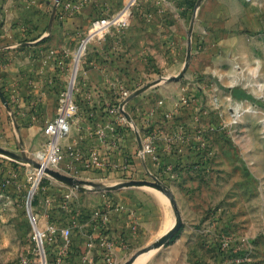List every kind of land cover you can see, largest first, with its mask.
Masks as SVG:
<instances>
[{"label":"rangeland","instance_id":"rangeland-1","mask_svg":"<svg viewBox=\"0 0 264 264\" xmlns=\"http://www.w3.org/2000/svg\"><path fill=\"white\" fill-rule=\"evenodd\" d=\"M128 22L125 31L113 29L129 37L127 53H184L177 76L199 93L183 97L177 107L190 109L188 125L199 139L188 144L193 153L169 173L166 185L122 187L139 181L123 176L113 191L165 194L181 223L177 232L192 241L190 264H236L235 258L239 264H264V0H139ZM87 35L75 50V67L94 53L93 43L107 37ZM10 117L0 98V264H36L33 221L49 253L46 231L71 227L77 204L92 206L90 198L104 190L96 178L62 167L55 171L70 181L43 173L32 191L29 177L39 170L34 164L46 138L22 148ZM48 190L58 193L49 204ZM131 245L146 255L158 242ZM173 246L162 243L154 259Z\"/></svg>","mask_w":264,"mask_h":264},{"label":"crops","instance_id":"crops-1","mask_svg":"<svg viewBox=\"0 0 264 264\" xmlns=\"http://www.w3.org/2000/svg\"><path fill=\"white\" fill-rule=\"evenodd\" d=\"M125 3L0 0L3 103L20 146L30 147L35 138L45 142L43 126L57 114L60 93L72 87L78 114L61 143L83 155L92 152L103 162L100 170H82L78 164L75 168L77 175L96 178L104 192L90 198L92 206L80 209L77 204L70 242L62 252L65 264H105L106 256L113 264L130 259L132 264H190L192 241L181 229L167 239L174 242L172 251L153 257L179 222L165 204V194L113 191L126 177L166 185L169 173L180 170L193 153L188 144L196 145L199 136L191 134L188 125L192 113L177 107L183 97L199 93L177 76L184 53H127L124 43L129 37L112 30L104 41L93 43L94 53L74 65L75 50L90 33L92 21L116 15ZM150 141L154 158L143 151ZM55 194L48 190L46 197L53 201L58 199ZM63 230L51 227L45 233L50 257L60 254ZM134 240L158 245L152 254L134 253Z\"/></svg>","mask_w":264,"mask_h":264},{"label":"built area","instance_id":"built-area-1","mask_svg":"<svg viewBox=\"0 0 264 264\" xmlns=\"http://www.w3.org/2000/svg\"><path fill=\"white\" fill-rule=\"evenodd\" d=\"M138 1L139 0H126L124 7L116 15L95 18L92 21L91 30L87 36L95 37L99 35L101 38H104L113 29H116L118 32L125 31L129 24L128 21L131 9L136 6ZM76 59L77 56L75 57V63ZM123 95L127 96V92L123 93ZM77 114V100L72 87H69L59 95L57 114L43 127L42 131L46 138V142L40 156H38L39 165L53 170H58L63 167L72 173H76L75 168L77 164L81 166L82 170L86 171L100 170L104 166L103 162L96 154L91 152L83 155L76 149L65 148L62 145L61 140L68 135L72 121ZM120 119L124 121V118ZM143 151L153 156V158L155 157L154 146L151 141L143 146ZM42 175L43 172L39 169L36 174L34 173V175L29 177L32 191H35L39 187ZM45 202L49 204L50 200L47 198ZM33 222L38 234L35 237L36 245L39 248V260L36 264H65L63 262L62 252H64L65 248L69 245L70 228L68 227L62 232L60 254L50 257V254L45 250L44 240L37 228V223L35 221ZM220 246L224 250L227 248L225 242H222ZM82 261L84 262V260ZM234 261L236 264H239L240 260L235 258ZM105 264H113L108 256L105 258Z\"/></svg>","mask_w":264,"mask_h":264},{"label":"water","instance_id":"water-1","mask_svg":"<svg viewBox=\"0 0 264 264\" xmlns=\"http://www.w3.org/2000/svg\"><path fill=\"white\" fill-rule=\"evenodd\" d=\"M0 98L2 99L3 101V96H2V93L0 91ZM34 166L38 169H41L43 173H46L50 176H53V177H56L58 179H61L63 181H70L71 179L68 178V177H65L63 175H61L59 172L53 170V169H50V168H47V167H42L41 165H39L38 163H35ZM139 185H150V186H154V187H159L156 183H148L146 181H129L125 184L122 185V187H131V186H139ZM180 221L176 224V226L172 229V231L170 233H168L166 235V237L160 242H164L165 240L169 239L170 237H172L176 232L177 230L179 229L180 227ZM133 262V259H130L128 260L126 263L124 264H132Z\"/></svg>","mask_w":264,"mask_h":264},{"label":"bare ground","instance_id":"bare-ground-1","mask_svg":"<svg viewBox=\"0 0 264 264\" xmlns=\"http://www.w3.org/2000/svg\"><path fill=\"white\" fill-rule=\"evenodd\" d=\"M82 49H83V47L81 48V50H82ZM81 50H80V51H81Z\"/></svg>","mask_w":264,"mask_h":264}]
</instances>
